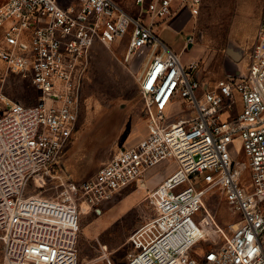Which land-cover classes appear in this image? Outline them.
Here are the masks:
<instances>
[{"label":"built area","instance_id":"built-area-1","mask_svg":"<svg viewBox=\"0 0 264 264\" xmlns=\"http://www.w3.org/2000/svg\"><path fill=\"white\" fill-rule=\"evenodd\" d=\"M133 3L135 13L117 0H0V59L41 93L30 104L0 93L2 264H80L81 213L101 211L163 163L174 168L150 190L155 213L132 230L123 264H264V16L245 70L204 87L195 63L157 32L182 11L197 16L203 0ZM123 39L125 59L144 66L147 132L74 180L59 158L94 49ZM213 189L235 216L225 224L203 209Z\"/></svg>","mask_w":264,"mask_h":264},{"label":"rangeland","instance_id":"rangeland-1","mask_svg":"<svg viewBox=\"0 0 264 264\" xmlns=\"http://www.w3.org/2000/svg\"><path fill=\"white\" fill-rule=\"evenodd\" d=\"M135 13L133 0H117ZM182 15L184 17H182ZM170 40L159 35L182 54L185 64L195 63L194 77L214 84L227 74L244 71L264 16V0H203L197 16L183 13ZM0 29V39L2 37ZM174 40V41H173ZM127 40L111 46L99 44L88 69L82 96L81 114L75 135L59 158L58 170L74 180L92 177L97 169L122 147L137 143L147 132V114L139 77L144 68L138 55L125 59ZM0 93L10 99L34 103L41 93L21 74L6 68L0 59ZM177 115H172L175 120ZM232 152L243 160L242 144L236 140ZM174 168L163 163L150 176L104 202L101 211L84 210L80 215L79 263L123 264L128 256V237L132 230L155 213L150 190ZM244 176L248 175L246 170ZM143 185V186H142ZM203 209L220 224L235 218L223 193L209 191ZM203 210V211H204ZM0 264L2 245L0 242Z\"/></svg>","mask_w":264,"mask_h":264},{"label":"crops","instance_id":"crops-1","mask_svg":"<svg viewBox=\"0 0 264 264\" xmlns=\"http://www.w3.org/2000/svg\"><path fill=\"white\" fill-rule=\"evenodd\" d=\"M183 13H185V14H188L186 11H182V12H180L178 15H176L172 20H171V24H170V26H169V28H168V30H166L167 28H162V27H160L159 28V30L160 31H165L166 30V34L169 36V39L170 40H172V39H174L175 38V32L173 31V29H171V28H175L176 27V25L178 26L179 24H180V21H179V17L177 18V16H179V15H182ZM182 17H184L183 15H182ZM174 41V40H173ZM176 44H177V42H172V47H174V46H176ZM98 46V45H97ZM96 46V47H97ZM170 46V45H169ZM95 47V48H96ZM174 49V48H173ZM94 51H95V49H94Z\"/></svg>","mask_w":264,"mask_h":264},{"label":"water","instance_id":"water-1","mask_svg":"<svg viewBox=\"0 0 264 264\" xmlns=\"http://www.w3.org/2000/svg\"><path fill=\"white\" fill-rule=\"evenodd\" d=\"M198 80V79H197ZM202 83V82H201ZM202 85H204V87H207V84H205V83H202Z\"/></svg>","mask_w":264,"mask_h":264},{"label":"bare ground","instance_id":"bare-ground-1","mask_svg":"<svg viewBox=\"0 0 264 264\" xmlns=\"http://www.w3.org/2000/svg\"><path fill=\"white\" fill-rule=\"evenodd\" d=\"M143 186V185H142Z\"/></svg>","mask_w":264,"mask_h":264}]
</instances>
